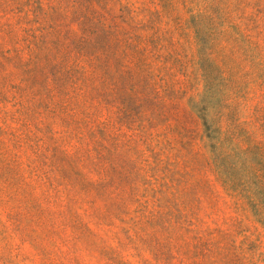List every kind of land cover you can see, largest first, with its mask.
<instances>
[{
    "label": "rangeland",
    "instance_id": "rangeland-1",
    "mask_svg": "<svg viewBox=\"0 0 264 264\" xmlns=\"http://www.w3.org/2000/svg\"><path fill=\"white\" fill-rule=\"evenodd\" d=\"M0 264H264V0H0Z\"/></svg>",
    "mask_w": 264,
    "mask_h": 264
}]
</instances>
